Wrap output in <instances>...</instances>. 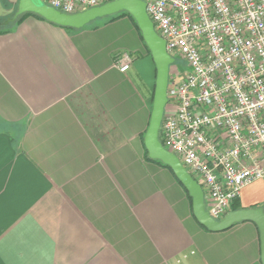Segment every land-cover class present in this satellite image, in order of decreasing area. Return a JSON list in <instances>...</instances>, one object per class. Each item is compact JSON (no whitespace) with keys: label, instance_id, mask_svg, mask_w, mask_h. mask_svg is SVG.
<instances>
[{"label":"crops","instance_id":"0c3cea01","mask_svg":"<svg viewBox=\"0 0 264 264\" xmlns=\"http://www.w3.org/2000/svg\"><path fill=\"white\" fill-rule=\"evenodd\" d=\"M155 77L126 16L0 33V264H262L254 222L205 229L145 157ZM237 203L264 209V178Z\"/></svg>","mask_w":264,"mask_h":264},{"label":"built area","instance_id":"2783aa9c","mask_svg":"<svg viewBox=\"0 0 264 264\" xmlns=\"http://www.w3.org/2000/svg\"><path fill=\"white\" fill-rule=\"evenodd\" d=\"M41 1L75 13L111 0ZM143 1L178 68L168 79L161 143L218 220L244 186L264 178V0ZM132 61L123 51L115 66L125 72Z\"/></svg>","mask_w":264,"mask_h":264},{"label":"water","instance_id":"95a60500","mask_svg":"<svg viewBox=\"0 0 264 264\" xmlns=\"http://www.w3.org/2000/svg\"><path fill=\"white\" fill-rule=\"evenodd\" d=\"M126 11L139 28L143 42L148 48L156 69L152 108L146 132L143 137L147 157L167 165L191 198L192 213L196 221L209 231H222L241 221L256 224L261 248V262L264 264V209L262 207L237 208L228 211L216 220L206 210L201 185L190 175L178 157L167 150L160 140L161 120L167 104L169 69L174 59L167 53L165 40L155 31L147 15L143 0H111L75 13L59 11L41 0H18L12 16L0 22L8 25L26 12L41 16L44 20L60 27L80 29L100 18Z\"/></svg>","mask_w":264,"mask_h":264},{"label":"trees","instance_id":"16d2710c","mask_svg":"<svg viewBox=\"0 0 264 264\" xmlns=\"http://www.w3.org/2000/svg\"><path fill=\"white\" fill-rule=\"evenodd\" d=\"M7 3H8V1H6V3H4L5 8H6V7L8 8V6H9ZM15 8H16V5H15V7H13V10H12V12H11L9 15L0 16V21L6 19L8 16H12L13 13H14V11H15ZM28 15H32V16H35V17H37V18H39V19H43L41 16H39V15H37V14L31 13V12H26V13H23V14L19 15V16L15 19L14 22L9 23L8 25L0 26V33L6 32L7 30H9V28H10L11 26L20 23V22H21L25 17H27ZM122 16H126V17H128V18L131 20V22H132V24L134 25V27L136 28V30H137V32H138L140 38L142 39L141 33H140V31H139V28L137 27L136 22L134 21L133 17H132L129 13H127L126 11H121V12L115 13V14H113V15H109V16H107V19L112 20V19H116V18H119V17H122ZM43 20H44V19H43ZM142 41H143V39H142ZM143 44H144V46L146 47V45H145L144 42H143ZM146 49L148 50L147 47H146ZM148 51H149V50H148ZM145 157H146L148 160H151V161L157 162V163L161 164L162 166L167 167V168L171 171V169H170L167 165L163 164L161 161H159V160H152V159H149V158L147 157V151H146V149H145ZM176 179H177V178H176ZM177 181H178V179H177ZM178 182H179V181H178ZM179 183H180V182H179ZM180 184H181V183H180ZM181 185H182V184H181ZM182 187H183V186H182ZM183 188H184V187H183ZM184 189H185V188H184ZM185 191H186V190H185ZM186 193H187V191H186ZM187 196H188V199H189V201H190V203H191V198H190V196L188 195V193H187ZM237 208H238V203H237V198H236V199L233 201V203H232V208H231V209H237ZM201 226H202V225H201ZM202 227H203V226H202Z\"/></svg>","mask_w":264,"mask_h":264},{"label":"rangeland","instance_id":"374dc122","mask_svg":"<svg viewBox=\"0 0 264 264\" xmlns=\"http://www.w3.org/2000/svg\"><path fill=\"white\" fill-rule=\"evenodd\" d=\"M6 1H8V3H7L9 5L8 8L7 7L5 8V6H4V3H6ZM17 1L18 0H0V16H3L4 14H6L7 11H8L7 15H9L12 12L13 7H15V5L17 4ZM105 19H107V17L100 18V19H98V20H96L94 22H91V23H89V24H87L85 26L87 27V26H90V25L98 24V23H100L101 21H103ZM175 63L177 64L179 69H181V70H186L187 69L186 63L184 61H182L180 59H176ZM172 65L170 66V69H169V75L170 76L173 75V73L175 74L178 71V68L172 67Z\"/></svg>","mask_w":264,"mask_h":264},{"label":"flooded vegetation","instance_id":"af4514ba","mask_svg":"<svg viewBox=\"0 0 264 264\" xmlns=\"http://www.w3.org/2000/svg\"><path fill=\"white\" fill-rule=\"evenodd\" d=\"M8 17H10V16H8ZM5 20V19H4ZM3 21V20H2ZM2 21H0V22H2ZM12 23V22H11ZM0 26H4V25H2V24H0Z\"/></svg>","mask_w":264,"mask_h":264}]
</instances>
